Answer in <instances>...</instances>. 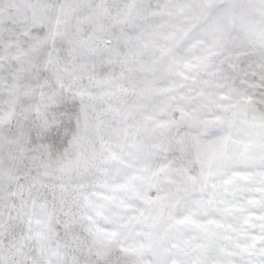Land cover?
<instances>
[{
  "label": "snow or ice",
  "instance_id": "snow-or-ice-1",
  "mask_svg": "<svg viewBox=\"0 0 264 264\" xmlns=\"http://www.w3.org/2000/svg\"><path fill=\"white\" fill-rule=\"evenodd\" d=\"M0 264H264V0H0Z\"/></svg>",
  "mask_w": 264,
  "mask_h": 264
}]
</instances>
